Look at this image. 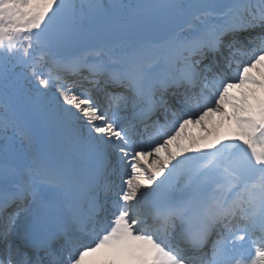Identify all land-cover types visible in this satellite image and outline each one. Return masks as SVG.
Masks as SVG:
<instances>
[{
    "label": "snow or ice",
    "instance_id": "snow-or-ice-1",
    "mask_svg": "<svg viewBox=\"0 0 264 264\" xmlns=\"http://www.w3.org/2000/svg\"><path fill=\"white\" fill-rule=\"evenodd\" d=\"M0 264H264V0H0Z\"/></svg>",
    "mask_w": 264,
    "mask_h": 264
},
{
    "label": "bare ground",
    "instance_id": "bare-ground-1",
    "mask_svg": "<svg viewBox=\"0 0 264 264\" xmlns=\"http://www.w3.org/2000/svg\"><path fill=\"white\" fill-rule=\"evenodd\" d=\"M209 127H211V125H208ZM190 130H193V133H192V131H190ZM187 134L188 135H192V136H196V137H200V136H202V135H204L202 132H201V130H200V128H199V126H197V127H189L187 130ZM211 138V137H210ZM209 138V139H210ZM212 139V138H211ZM89 259H91V258H89Z\"/></svg>",
    "mask_w": 264,
    "mask_h": 264
}]
</instances>
